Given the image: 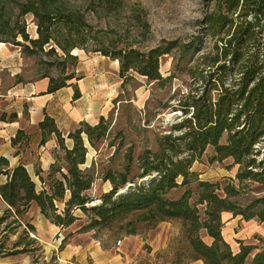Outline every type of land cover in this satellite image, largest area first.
<instances>
[{
  "label": "trees",
  "instance_id": "trees-1",
  "mask_svg": "<svg viewBox=\"0 0 264 264\" xmlns=\"http://www.w3.org/2000/svg\"><path fill=\"white\" fill-rule=\"evenodd\" d=\"M205 1L206 11L200 24L213 43L209 52L197 57V86L178 106L184 117L173 124V132L158 136L153 146L138 153L130 147L121 168L103 173L102 179L112 184L111 190L102 195L100 205L90 206L94 199L88 192L96 176L91 169L81 168L88 149L83 133L92 146L98 147L107 139L110 122L105 115L95 124L80 122L68 134L73 140L72 148H68L54 119L47 115L39 124L42 144L54 134L58 147L47 171L36 168L41 181L39 188L24 164L11 168L9 159L0 156V174L8 178L0 185V196L8 205L6 212L17 218L15 221H20L32 204L61 229L78 219L75 214L78 209L90 217V228L109 227L129 219L130 235L136 234L138 222L154 227L179 220L194 260H202L203 264H264V249L249 259L253 246L240 242V249L235 252L222 233L225 212L240 215L244 220L264 221V197L253 199L247 207L235 200L247 193L248 183L264 184V0ZM15 4L18 18L35 16L38 38L29 37L24 23L11 31L6 29L10 26L9 21L5 23L9 5L6 0H0V37L6 35L15 40L21 36L39 49L50 44L51 52L58 47L75 64L78 56L71 53L75 49L100 52L119 61L123 83L133 77L131 73L158 85L167 80L160 71L161 58L172 54L177 42L142 49L116 38V26L97 28L94 23L102 14L114 17L117 22L123 21L124 16V23L133 29L135 39L140 37L143 42L151 34V24L140 4H130L128 0H16ZM7 41L0 38V42ZM191 50L186 48L183 53ZM200 50L197 40V51ZM42 78L49 79L48 91L55 92L73 85L75 75L61 80L49 74ZM79 97L81 92L75 86L74 99ZM15 118L16 114L0 116L1 120ZM27 138L25 131L19 130L13 144ZM208 150H211L210 163L232 160L231 165L238 166L237 183L232 178L216 182L200 179L193 165ZM194 183L196 191L189 188ZM129 184L133 187L128 189ZM181 189L179 196L172 195ZM27 227L29 232L36 230L30 223ZM201 231L206 232L211 243L202 238ZM30 243H15L13 247L18 250L13 253L27 252Z\"/></svg>",
  "mask_w": 264,
  "mask_h": 264
},
{
  "label": "rangeland",
  "instance_id": "rangeland-1",
  "mask_svg": "<svg viewBox=\"0 0 264 264\" xmlns=\"http://www.w3.org/2000/svg\"><path fill=\"white\" fill-rule=\"evenodd\" d=\"M15 1L6 0V4L8 2L9 5L6 9L5 23L10 22V26L6 29L11 31L24 23L29 37L38 38L37 19L32 14L18 18ZM128 1L130 4H140L147 11L151 24V34L147 40L142 42L140 37L135 39L133 29L124 23V16L121 18L123 21L117 22L114 17L102 14L94 23L98 24L97 28L116 26L118 31V34H115L116 38L133 42L135 46L142 49H149L170 41L177 42L178 45L173 49L172 54L161 58L160 71L167 79L162 85L150 82L137 73H131L133 77L123 83L119 75V61L109 57L104 59L100 52L75 49L71 52L78 56L75 64L58 47L55 52H51L50 44L39 49L26 42L21 36L15 40L9 39L6 35L0 37L2 40H9L4 43L11 44L22 53L23 75L27 79H38L49 74L61 80L72 73L76 79L99 67L108 78H111V81L117 82L120 78L119 87L116 84L115 93L107 100L105 117L110 122L107 139L98 147L92 146L87 135L83 133L88 149L86 162L81 165V168L91 169L96 176V181L88 192L94 199L90 206L100 205L102 195L111 190V182L102 179L103 173L107 169L121 168L125 160L124 154L130 147H134L138 153L148 146H153L158 136L173 132V124L184 117L183 111L178 106L197 86V57L209 52L213 43V40L202 32L200 24L206 11L205 0ZM17 19L19 25H17ZM197 40L200 51H197ZM17 42H21V45ZM27 46L30 47L29 50L26 49ZM189 47L192 50L189 53H183V50ZM93 62L96 63L89 66ZM79 126L78 124L75 129ZM177 133L175 131V134ZM210 152L211 150H208L202 160L196 161L193 165V169L199 172L200 179L216 182L232 178L237 183L235 178L238 166L231 165L232 160L210 163ZM189 188L196 191L197 184H191ZM248 189L247 193L243 192L244 195L235 199L244 207L251 204L253 199L264 197V184L248 183ZM182 192L183 189L174 191L172 195L179 196ZM75 214L78 219L65 230L52 235L43 226L39 236L37 230L29 232L27 227L28 223L31 224L34 221L35 209L23 213L20 221H15L16 217H11L6 212V208L0 207V253L12 254L18 250L13 247L15 243L24 244L30 241L29 250L24 253L30 256L31 264H60L58 255L63 239L80 234L83 236V241H99L106 249L126 252L129 255L130 264H203L202 260L192 258L191 246L182 222L179 220L161 222L154 227L138 222L136 234L130 235L127 234L131 228L128 225L129 219L116 222L109 227L90 228V217L87 214L80 209L76 210ZM222 220L224 222L223 236L230 243L233 251H239L240 242L251 245L253 250L249 259H252L257 252L264 249V221L244 220L242 216H234L232 212L223 213ZM42 224L46 226L45 222ZM200 234L206 242L211 243L205 231H201ZM33 239L35 241H31Z\"/></svg>",
  "mask_w": 264,
  "mask_h": 264
},
{
  "label": "crops",
  "instance_id": "crops-1",
  "mask_svg": "<svg viewBox=\"0 0 264 264\" xmlns=\"http://www.w3.org/2000/svg\"><path fill=\"white\" fill-rule=\"evenodd\" d=\"M23 66L22 53L11 44L0 42V116L16 114L13 120L0 119V156L9 159L11 168L24 164L39 187L41 181L36 175V168L47 171L54 162L53 151L58 147L54 134L42 144L43 132L39 124L47 115L53 118L67 147L72 148L69 132L82 121L97 123L105 115L108 97L115 93L116 84L119 87L121 81L120 78L117 82L111 81L99 67L73 80V85L49 92V79H27L23 75ZM75 86L81 92L78 99H74ZM19 130L25 131L28 140L14 145L13 139ZM7 179V175L0 174V185ZM0 207L8 208L1 196ZM30 209H35L31 224L39 236L43 226L52 235L65 230L46 219L36 204H32ZM82 237L78 234L65 240L58 255L60 264H130L126 252L106 249L99 241H83ZM0 264H31V258L25 253H0Z\"/></svg>",
  "mask_w": 264,
  "mask_h": 264
},
{
  "label": "water",
  "instance_id": "water-1",
  "mask_svg": "<svg viewBox=\"0 0 264 264\" xmlns=\"http://www.w3.org/2000/svg\"><path fill=\"white\" fill-rule=\"evenodd\" d=\"M132 187H133V184H129L128 189H129V188H132Z\"/></svg>",
  "mask_w": 264,
  "mask_h": 264
}]
</instances>
